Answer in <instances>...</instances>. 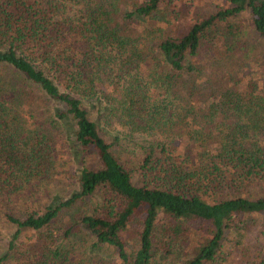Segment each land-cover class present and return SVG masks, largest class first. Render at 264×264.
<instances>
[{
	"label": "trees",
	"instance_id": "1",
	"mask_svg": "<svg viewBox=\"0 0 264 264\" xmlns=\"http://www.w3.org/2000/svg\"><path fill=\"white\" fill-rule=\"evenodd\" d=\"M126 1L0 0V195L52 174L61 162L54 133L71 134L99 164L80 169L67 200L24 216L5 213L15 232L0 264L14 249L18 264H83L57 244L53 226L85 199H97V211L80 215L65 236L87 231L96 241L90 252L111 250L116 264H158L181 246L178 237L192 250L180 264H220L228 232L264 215V197L239 195L264 183L256 141L264 100L255 86L227 92L219 104L193 81L181 86L199 74L195 59L217 30L236 40L232 20L247 8L264 40V0H227L183 36L161 39L162 29L133 36L131 26H166L173 0L135 1L121 11Z\"/></svg>",
	"mask_w": 264,
	"mask_h": 264
},
{
	"label": "rangeland",
	"instance_id": "2",
	"mask_svg": "<svg viewBox=\"0 0 264 264\" xmlns=\"http://www.w3.org/2000/svg\"><path fill=\"white\" fill-rule=\"evenodd\" d=\"M135 1L127 0L126 5L121 8L129 9ZM227 0H173L170 9L167 10L166 26L154 25V28L147 24L131 26L133 36L145 35L151 29H162L158 38L181 37L197 20L207 19L218 10L227 8ZM131 11V10H130ZM232 23L238 27L239 34L236 40H231L226 34L225 27L217 30V38L211 44H207L202 53L195 59L200 71L191 76L183 77L182 88L188 86L192 81L196 83V89L206 95H211V101L221 103V96L227 92H244L250 90L254 85L255 95L264 100V40L257 33L253 25V15L250 8H247ZM151 24V23H148ZM158 39L156 40V42ZM46 108L39 109L44 114ZM25 111L26 118H30L29 111ZM95 121L97 118L94 117ZM261 131L257 132L256 141L259 146L264 147V120L258 122ZM119 128V126H116ZM75 129V128H74ZM121 131V129H119ZM73 131V130H72ZM71 131V132H72ZM58 138L57 155L61 162L52 174L46 178H34L26 180L23 184L14 183L9 187L6 194L0 195L4 201L0 207V258L3 257L15 230L4 221L7 212L17 216H24L28 212L39 210L45 205L52 204L64 198L67 200L78 190V173L84 167L99 168L97 160L89 155H84L75 140L70 134L54 133ZM73 134V133H72ZM132 159V158H131ZM135 160V159H134ZM241 196L260 198L264 197V183H256L240 190ZM228 197L227 193H224ZM97 199H85L78 202L74 207L66 210L61 219L53 226L55 241L57 244L64 243L73 250V261L90 264H116L117 259L111 250L100 248L97 253H91L90 248L95 240L90 237L87 231L75 232L73 235L65 236L70 226L77 222V218L84 213H95L98 209ZM172 223V222H171ZM164 219L160 217L159 229L164 228ZM77 233V234H76ZM30 234H25V237ZM174 238V236L172 237ZM176 239V238H174ZM181 246L176 247L173 254L160 259L158 264H180L186 255L192 250H186L184 237H178ZM18 243V241H16ZM129 245H133L130 240ZM21 246V245H19ZM224 261L220 264H262L264 263V215L256 214L249 216L242 223H238L228 232L227 242L224 248ZM6 264H18L22 260L20 251L12 250ZM21 258V260H18ZM162 258V257H161ZM168 258V259H167ZM222 260V258H221ZM221 262V261H220Z\"/></svg>",
	"mask_w": 264,
	"mask_h": 264
}]
</instances>
